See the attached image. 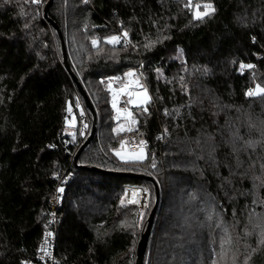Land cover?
I'll return each mask as SVG.
<instances>
[{
  "label": "trees",
  "instance_id": "obj_1",
  "mask_svg": "<svg viewBox=\"0 0 264 264\" xmlns=\"http://www.w3.org/2000/svg\"><path fill=\"white\" fill-rule=\"evenodd\" d=\"M197 1L215 11L198 20L187 0H53L44 18L33 0H0V264L34 259L67 174L61 264H135L155 189L144 264H264V94L247 95L264 88V0ZM51 22L96 122L76 163L86 138L70 137L66 114L78 127L85 105ZM136 69L150 99L131 106V131L115 132L103 80ZM141 141L142 161L115 156ZM124 186L147 193L141 225Z\"/></svg>",
  "mask_w": 264,
  "mask_h": 264
},
{
  "label": "built area",
  "instance_id": "obj_2",
  "mask_svg": "<svg viewBox=\"0 0 264 264\" xmlns=\"http://www.w3.org/2000/svg\"><path fill=\"white\" fill-rule=\"evenodd\" d=\"M46 2V0H39L37 5H39L40 9L43 6V4ZM142 77V76H141ZM138 84L134 85L133 82L129 81L126 85L119 87L116 83V77L110 76L104 78V82L106 83V89L109 93V105L113 112V120L114 122H118L121 120L129 119L130 116H127L126 113L131 112V107H129L125 102H127L128 99L132 98V96H129L127 93L131 92L133 93V89H142L144 84L143 81H141V78L137 80ZM127 86V89L125 92H121L122 89H125ZM120 93L118 96V105L117 107L121 110L120 117L117 119V112L116 109L112 107V100H113V92ZM125 101V102H124ZM124 102V103H123ZM81 116L78 118V133L82 137V140L87 138L90 129H91V123L89 122L87 112L85 108L81 107ZM73 115L66 114L67 121H70ZM86 126V127H85ZM70 137L74 139L71 134ZM139 148H145V143L139 144V143H130L128 144V149L130 151H136ZM72 181V176L70 174L63 175L62 177L58 178L57 186L54 190V193L52 197L49 200V207H50V214L48 218V227L47 229L42 233V236L38 242L37 246V253L33 260H26L23 262V264H61L60 261L57 259L55 255V246H56V227L58 225L59 221V211L64 206V188L65 186ZM60 189H63V191H60ZM124 189L126 192L129 193L128 198H131L130 195V189H141L138 187L133 186H124ZM143 190V189H142Z\"/></svg>",
  "mask_w": 264,
  "mask_h": 264
},
{
  "label": "rangeland",
  "instance_id": "obj_3",
  "mask_svg": "<svg viewBox=\"0 0 264 264\" xmlns=\"http://www.w3.org/2000/svg\"><path fill=\"white\" fill-rule=\"evenodd\" d=\"M48 0H46V2L43 4V6L41 7V13L43 12V9L46 5ZM189 3H191V6H192V11H193V16H194V13L196 12V5L197 4H200L201 6L204 5V4H209V3H203V2H198L197 0H187ZM200 11H204L203 7L200 8ZM111 39V38H110ZM133 73L134 75L132 76H128L127 74L128 73ZM142 74H141V71L140 69H136V70H130V71H127L122 77L120 75H114L113 77H116V83H117V86L119 87H122L124 85H126L129 81L133 82L132 84L136 85L138 84V79L139 77L141 78V81H143V78L141 77ZM110 77V76H108ZM104 81V80H103ZM105 83V82H104ZM106 84V83H105ZM144 89L145 88V85L143 86L142 89H133V96L132 98H130L131 100L134 101V103H128V101L130 99L127 100V102H125V104H127L129 107L131 106H144L145 104L143 103H140L141 100H143V97H144ZM109 94V93H108ZM147 96L149 97V94H148V91H147ZM123 102V103H124ZM80 105V108L82 107L81 104L79 103ZM85 110L86 107H85ZM131 116L129 117V119L127 118L126 120H121V121H118L116 122V126L114 128L115 132H117V129L118 128H123L124 130L122 131H119V132H123V131H129L128 129L131 128V126H133V118H132V110H131ZM68 114H71L73 115V111L71 110V112H69L68 110ZM132 118V120H131ZM90 122V121H89ZM91 123V122H90ZM66 127H67V133L75 139L77 138V135L79 134L78 133V127H77V120L75 118V116L73 115V117L71 118L70 121H67L66 119ZM91 130V129H90ZM90 133V132H89ZM89 135V134H88ZM88 137V136H87ZM130 144V143H129ZM140 144V143H139ZM141 149L143 150V155L145 156V150L144 148H139L138 150L136 151H130L128 149V144L124 143L123 144V147H119L117 148L115 151H114V154L115 156L117 157L118 160L122 161L120 159V157H118L116 155V152L119 151L121 152L123 155L125 156H130L132 154H136V153H139L141 151ZM77 152L75 151V153L72 154V161L74 162V158L76 156ZM133 160H130L129 162H132ZM139 188V187H138ZM126 191V190H125ZM126 193V198H127V202L135 199L137 201L136 206L140 209L137 213V216H136V224H140L141 225V222H142V218H143V215H144V210L149 206L148 205V200H147V193L146 191L142 188L141 189H130V193L134 194V198L131 197V198H128V195L129 193L128 192H125ZM132 196V195H131ZM130 203V202H129ZM134 204V203H133ZM143 213V214H142ZM139 214V215H138ZM212 264H217L216 261L213 260V263Z\"/></svg>",
  "mask_w": 264,
  "mask_h": 264
},
{
  "label": "water",
  "instance_id": "obj_4",
  "mask_svg": "<svg viewBox=\"0 0 264 264\" xmlns=\"http://www.w3.org/2000/svg\"><path fill=\"white\" fill-rule=\"evenodd\" d=\"M52 1L53 0H48L44 9H43L44 18H47V10H48L49 6L51 5ZM51 26L56 30L58 37H59V40H60L64 68L68 72L71 80L73 81L74 85L76 86V89H77L79 95L83 99L86 109L90 112L91 116L93 117V120L91 122L90 133H89L88 137L85 139V141L83 142V144L79 147V150H78V152L74 158V163H76L79 154L84 150V148L86 146H88L90 144L91 140L93 139V137L95 135L96 122L94 120L93 110H92L91 104H90V102H89V100L85 94V91L83 90L81 84L78 82L77 78L72 73V71H71V69L67 63L66 51H65L64 42H63V39L61 37V34L58 31V29L54 23L51 22ZM124 176L130 177V175H127V174H124ZM138 177H142V176H138ZM158 203H159V195H158V191L155 189V201H154L153 207L151 208L149 215L147 217L146 226H145L143 232L141 233L140 238H139L138 243H137V246H136L135 264H144V262H145V260H144L145 259V252H146L147 244H148V241H149V238L151 235L152 226H153V223L155 220V214H156V211L158 209Z\"/></svg>",
  "mask_w": 264,
  "mask_h": 264
},
{
  "label": "snow or ice",
  "instance_id": "obj_5",
  "mask_svg": "<svg viewBox=\"0 0 264 264\" xmlns=\"http://www.w3.org/2000/svg\"><path fill=\"white\" fill-rule=\"evenodd\" d=\"M33 2H39V0H33ZM196 12L194 13V18L195 19H198V20H201L203 19L205 16H208L210 15L212 12L215 11V9L213 8V6L211 4H204V5H200V4H197L196 6ZM203 7L204 11H200V8ZM127 35V33H125V36ZM119 41V37H112L108 42L109 43H117ZM93 44L95 45L96 44V41L94 40L93 41ZM248 67H251V65H248ZM128 76H132L134 75L133 73H128L127 74ZM127 89V86L125 87V89H122L121 92H125ZM129 96H132L133 93L131 92H128L127 93ZM259 94H264V88H260L259 86L255 89V91H249L247 93V95L249 96H254V95H259ZM120 95V93H117V92H113V100H112V107L116 109V112H117V119H119L120 117V113H121V110L117 107L118 105V96ZM149 97L147 96V90L144 89V97H143V100L140 101V103H143V104H146L148 101H149ZM128 103H134L133 100H129ZM69 112H71V108L69 107ZM146 110V109H145ZM127 116H131V113H126ZM133 123H135V121L133 120ZM86 127V126H85ZM124 130L123 128H118L117 129V132L119 131H122ZM129 131H131V129L129 128L128 129ZM141 144L143 145L144 142L141 141ZM249 146H251V143L249 142ZM121 147H123V142L121 143ZM116 155L118 157H120V159L127 163L129 162L130 160H133V161H142L143 159H145V156L143 155V150L141 149V151L139 153H136V154H132L130 156H125L123 155L121 152L117 151L116 152ZM154 166V165H153ZM60 191H63V189H60ZM135 195V193H134ZM130 203H137V201L135 199L129 201ZM122 204H123V201H122ZM262 243H264V241H262ZM234 264H235V258H234ZM245 264H247V260L245 261Z\"/></svg>",
  "mask_w": 264,
  "mask_h": 264
}]
</instances>
